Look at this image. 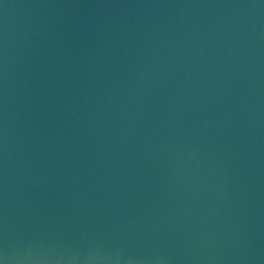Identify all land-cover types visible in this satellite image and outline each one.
I'll list each match as a JSON object with an SVG mask.
<instances>
[{
	"label": "water",
	"instance_id": "obj_1",
	"mask_svg": "<svg viewBox=\"0 0 264 264\" xmlns=\"http://www.w3.org/2000/svg\"><path fill=\"white\" fill-rule=\"evenodd\" d=\"M0 264H264V0H0Z\"/></svg>",
	"mask_w": 264,
	"mask_h": 264
}]
</instances>
